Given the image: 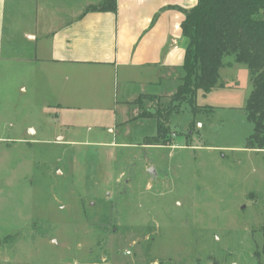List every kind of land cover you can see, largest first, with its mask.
I'll return each mask as SVG.
<instances>
[{
	"label": "rangeland",
	"instance_id": "1",
	"mask_svg": "<svg viewBox=\"0 0 264 264\" xmlns=\"http://www.w3.org/2000/svg\"><path fill=\"white\" fill-rule=\"evenodd\" d=\"M159 71L144 94L120 76L103 98L114 120L74 126L0 73V264H264V149L248 143V68H222V86L198 90V111L178 103L160 146L145 144L157 135L155 104L136 99L166 100L184 71Z\"/></svg>",
	"mask_w": 264,
	"mask_h": 264
},
{
	"label": "crops",
	"instance_id": "2",
	"mask_svg": "<svg viewBox=\"0 0 264 264\" xmlns=\"http://www.w3.org/2000/svg\"><path fill=\"white\" fill-rule=\"evenodd\" d=\"M101 1L0 0V73L15 74L22 92L29 85L65 126L114 120V104L103 98H113L120 76L144 94L160 69L182 62L187 40L178 8L195 0H116L114 11L85 10ZM223 62L220 70L236 65Z\"/></svg>",
	"mask_w": 264,
	"mask_h": 264
},
{
	"label": "trees",
	"instance_id": "3",
	"mask_svg": "<svg viewBox=\"0 0 264 264\" xmlns=\"http://www.w3.org/2000/svg\"><path fill=\"white\" fill-rule=\"evenodd\" d=\"M116 0H102L86 7V11H114ZM182 13L181 35L186 38L181 67L184 71L176 91L166 100L157 95H141L155 104L159 114L157 135L147 139V145H168L165 123L181 101H187L194 112L200 109L195 96L200 90L204 95L217 86L219 70L224 58L230 56L232 63L245 64L252 83L246 100L247 118L253 123L248 138L251 148L264 149V18L256 15L264 11V0H195L189 8H178ZM139 116L150 115L142 109Z\"/></svg>",
	"mask_w": 264,
	"mask_h": 264
},
{
	"label": "water",
	"instance_id": "4",
	"mask_svg": "<svg viewBox=\"0 0 264 264\" xmlns=\"http://www.w3.org/2000/svg\"><path fill=\"white\" fill-rule=\"evenodd\" d=\"M148 171H149V173H150L151 175H153L154 172H155V169H154L153 167H150V168L148 169Z\"/></svg>",
	"mask_w": 264,
	"mask_h": 264
}]
</instances>
